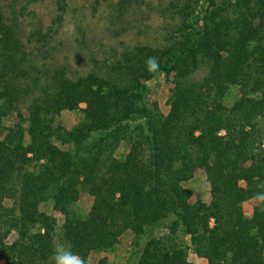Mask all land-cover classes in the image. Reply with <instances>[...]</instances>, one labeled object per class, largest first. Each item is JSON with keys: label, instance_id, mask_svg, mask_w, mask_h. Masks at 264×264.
Listing matches in <instances>:
<instances>
[{"label": "rangeland", "instance_id": "1", "mask_svg": "<svg viewBox=\"0 0 264 264\" xmlns=\"http://www.w3.org/2000/svg\"><path fill=\"white\" fill-rule=\"evenodd\" d=\"M57 4L58 0H0V109L5 110L0 115V139H3L5 130L9 128L16 134V125L19 124L22 138L20 150L23 152L24 148L27 157L35 155L39 148V135L31 137L27 132L29 121L34 123L35 133L39 129L45 132L43 138L47 143H51L58 151H70L71 155L75 148L73 140L86 146L103 134L100 130H85L88 120L82 111L86 106L84 98L75 99L71 107L57 100L55 90L59 88L60 80L69 82L92 72L118 88L138 94L149 108H156L165 115L169 111L171 98L177 97L181 88H214V75L211 74L214 70L210 67V57L197 55L195 66L190 65V57L175 65L164 53L177 50L182 43L186 45L193 32L199 30L203 22L199 10L202 12L206 7L216 9L215 22L208 21V27L221 18L229 20V24L225 22L227 25H217V32H221L222 36L219 41L223 40V32L236 37L237 31L240 29L244 32L243 27L248 25L256 30L257 34L246 40L247 58L244 59L243 55L239 69L235 72L237 76L231 81L222 79L219 85L222 94L217 99L228 108L227 113L232 112L231 105L241 97L257 99L252 109L255 118L252 121L256 128L252 137L247 136L253 157L248 155L239 164L244 170H240L235 177V190L244 187L245 191L250 190V194H253L245 195L246 198L243 197L241 201L242 215L249 221L244 226L252 227L241 234L245 236L244 242L253 248L259 260L261 256L264 264V228H259L260 223L252 219L251 215L252 210L264 200V160L257 159L264 157V96L261 95L262 100L260 96L264 90V56L259 54L260 50L251 52L254 47L264 46V0H63L62 10L57 8ZM213 36L217 37L215 34ZM141 46L149 51L137 49ZM217 53L221 64L219 71L222 72L223 63L229 57L225 49H219ZM260 57L262 62L258 59ZM162 65L166 70L162 69ZM241 76L245 88L241 85ZM94 89L90 87V90ZM210 93L212 95L214 91ZM133 98L126 97L118 101V105L129 104L134 101ZM104 101L110 104L113 99ZM242 128L248 130L249 125L245 123ZM226 132L225 127H219L216 134L223 137ZM118 140L106 147L103 145V148L111 151V158L121 161L129 152V144L123 143L120 138ZM84 153H80L83 154L81 160L90 167L89 162L93 159ZM38 162H42V158L25 161L10 172L11 176L3 183L7 190L3 192L1 204L5 207L11 205L17 212L19 207L25 208L23 201L29 202L28 211L32 210L30 203H33L32 213L35 212L32 215L35 219L25 221L24 235L29 236L37 231L43 233V226L51 228V250L47 255L49 264H53L55 245L64 242L70 250L72 243L75 244L67 235L75 237L72 229L75 220L87 218L94 201L97 206L93 211L99 216L97 222L103 218V221L109 222L114 218L115 225L111 232L118 230L121 220L128 218L134 211L138 212V208L133 205L120 218L109 216L106 210L108 205L104 209L107 194H113V199L121 195V191H111L106 183L118 179L122 190H127V187L132 186L133 182L130 181L134 177L130 176L129 181L123 175L130 169L127 168L123 173L121 167H112L113 171L118 170L119 173H103L107 159L105 164L99 166L96 175H93V183H100L94 187L84 179L85 171L82 174L77 165L63 177L52 179L54 175L42 172ZM247 171L251 178L244 177ZM178 183L186 191L185 200L188 204H208L209 182L201 168L196 167L191 176ZM142 185L146 186L144 193L149 192L148 183ZM149 204H145L146 209ZM101 209L106 211H103L105 215ZM167 214L169 216L161 221L145 225V232L138 237L130 228L120 227L111 243L106 246L83 247L81 255L70 252V258H82L84 264H138L139 257L145 255L151 247H148L147 241L151 235L159 238L161 244H170L173 249L179 248L185 264H207L209 260L212 264H238L237 260L241 264L250 251L241 253L242 247L239 246L238 251L243 256L237 259L234 255L239 253L233 254L232 245L223 244L225 247H221V244H217V248L213 249L211 244L205 243L207 238H204L198 244L203 251L198 253L194 241L191 242L190 234L184 231L183 226L169 230L167 226L171 222L170 214L173 213ZM260 218L262 222L264 216L260 215ZM206 222L210 228L222 225L220 231L213 233L217 235L215 237L221 236V230H234L235 225L239 226L234 219L230 224L225 221L217 224L212 217H208ZM249 235L253 239L246 238ZM16 237L18 233L14 229L0 226V240L3 244L10 245ZM164 245L158 246L162 249ZM11 248L14 250L10 249V253L0 257V264H19V260L21 264L25 258L30 257L31 264H44L43 259H39L36 247L29 250L27 255L22 254V248ZM147 258L150 260L149 255ZM146 260H143L144 263Z\"/></svg>", "mask_w": 264, "mask_h": 264}, {"label": "trees", "instance_id": "2", "mask_svg": "<svg viewBox=\"0 0 264 264\" xmlns=\"http://www.w3.org/2000/svg\"><path fill=\"white\" fill-rule=\"evenodd\" d=\"M57 8L63 9V0H58ZM215 11L216 9H209V7H206L202 12L199 10L203 21L199 30L193 32V36L187 40L186 45L182 43L175 51H164L165 55L169 56L175 65L190 57L192 59L190 65L195 66L197 55L210 57V67L214 70L211 72L214 75L212 81L214 88L212 90L211 88L199 90V87L194 89L181 88L177 92V97L171 98L169 111L163 115L156 108H149L143 99L139 98L138 94L118 88L106 78L89 72L85 77H79L69 82L60 80L58 82L59 88L55 90V93L58 101H64L70 107L74 105L75 99L84 98L86 106L82 111L88 120L85 130L103 132L91 143L84 146L80 141L73 140L75 148L72 155L69 153L70 151H58L43 138L45 132L39 129V132L35 133L34 123L29 121L27 132L31 137L39 135V148L35 151V155L27 157L24 148L23 152L20 150L22 138L19 124L16 125V134L11 128L5 130V136L0 139V226L11 227L18 233V237L8 246L0 240V257L13 251L14 249L11 247L22 248L23 255H27L29 250L36 247L39 259H43L44 264H49L47 255L51 250L49 234L51 228L49 230L43 226V233L37 231L35 234H29V236L24 235L25 221L35 219L33 216L35 211L32 213L33 203H30L32 210L29 209L30 211H28L29 202L23 201L25 208L21 206L17 212L13 206L5 207L1 204L3 192L7 190L3 183L8 176H11L10 172L17 167L19 168L25 161L40 157L42 162H38V164L42 168V172L46 175H54L52 179L63 177L73 166L77 165L82 174L85 171L86 177L84 179L93 184L94 187L100 183H93V175H96L99 166L105 164L107 159L108 162L103 173L110 171L111 174L114 172L118 174V170L113 171L112 167H121L123 173L127 168L130 169L123 175L129 181L130 176L134 177L130 181L133 182L132 186L127 187V190H122L118 179H112L106 183L111 191L118 189L121 191V195L113 199V194H107L104 209L108 205L106 210L109 216L122 218L125 210L135 205L138 212L134 211L128 218L121 220L119 228H130L136 237L145 232V225L153 224L154 221H161L169 216L167 213H173L175 215L170 214L172 215L170 216L171 222L167 227L169 230H174L175 226H183L184 231L190 234L191 242L194 241L195 251L198 253L203 251L198 244L207 238L205 243L211 244L213 249L217 248V244H221V247H225L223 244L232 245L233 254L239 253V255H234L237 259L243 256L240 252L246 253L247 250H250L247 254L248 258L245 255L246 258H243L241 264L263 263L261 256L259 260L257 253H254L253 248L244 242L245 236L242 237L241 234V232L244 233L247 229L252 228L251 225L249 228L244 226L249 221L241 212V201L251 191H245L244 187H238L235 190V177L239 175L240 170H244V167L239 166V164L241 165L242 161L248 158V155L253 157V149L247 136L252 137V132L256 128L253 122L255 118L252 115V109L257 99H242L241 97L235 103L233 102L232 108L230 107L232 112L229 113H227L228 108H225L217 99L222 94V88L219 86L221 81H231L237 76L238 73L235 72L239 69L243 55L244 59L247 58V38L257 33L248 24H244V26L248 25L243 27L244 32L239 29L236 37L223 32V40H221L222 42L219 41L222 36L221 32H217V25H227L225 22L229 24V20L221 18L219 22L208 27V21L215 22L214 18L217 15ZM213 34L217 37H214ZM137 49L149 51L144 46ZM219 49H225L229 57L223 63V71H226H222L223 73L219 71L221 66L220 57L217 53ZM257 50H260L259 54L264 56V46L254 47L251 52ZM258 59L262 62V57ZM161 67L166 70L163 65ZM241 79V85L245 88L246 84H244L242 76ZM90 87L95 89L90 90ZM212 91L214 93L211 95L210 92ZM261 95L264 96V90L260 93ZM0 96L2 97L1 94ZM129 96L134 97L133 102L118 105V101ZM108 98L113 99L110 104L104 101ZM10 103L11 101L8 105ZM4 111L0 109V115L4 114ZM245 123L249 125L248 130L242 128ZM219 127H225V131H227L223 137L216 134ZM195 130L197 133H194ZM106 131L107 133H105ZM116 134H118L117 137ZM118 138L123 143L129 144V152L121 161L111 158V151L103 148V145L106 147L108 144L119 142ZM15 149L17 150L15 151ZM80 153H84L93 159L89 162L90 167L81 160L83 154ZM257 159L264 160V157ZM110 161L112 162L110 163ZM196 167L203 170L209 182L208 204H188L185 200L186 191L178 183L181 179L191 176L192 170ZM74 171L77 175V169ZM243 175L247 179L251 178L248 171ZM143 183H148L149 192L144 193L143 190L146 186H143ZM262 192L264 193V190ZM147 203L151 204L146 209L145 204ZM96 206V201H94L90 209L91 215L89 214L87 218L82 220H75V225L72 227L75 237L72 238L67 235L69 240L75 241L76 244L75 246L72 243L69 250L71 253L79 255L83 247L87 248L91 245L106 246L112 242L113 235L119 231L118 228V230L111 232L115 225L113 223L114 218L110 219L109 222L103 221L104 218L97 222L99 216L93 211ZM104 209H101L103 215L106 213ZM251 215L252 219H256V222L260 223L259 228H264V220L261 222L260 218V215L264 216V200L252 210ZM208 217H212L217 224L223 223V221L230 224L234 219L240 227L235 225L237 228L234 227V230L233 228L221 230L219 232L221 236L215 237L217 235L213 233L220 231L222 225L213 228L208 227L206 222ZM39 224L45 225L44 222H39ZM194 232L197 234L194 235ZM210 237L211 240H209ZM247 237L252 238L250 235ZM18 238L20 241H17ZM147 241L148 247L153 246V250L150 247L145 255L140 256L138 264H185L182 251L179 248L173 249L170 244H161L159 238L152 235ZM246 241L249 243V240L246 239ZM158 245H164V247L161 249ZM239 246L242 247L240 252L238 251ZM148 255L150 260L147 258ZM144 259H147L145 263ZM30 261L31 257L25 258L21 264H31ZM237 263L240 264L238 260ZM66 264H76V261L69 257ZM207 264H212V262L209 260Z\"/></svg>", "mask_w": 264, "mask_h": 264}, {"label": "clouds", "instance_id": "3", "mask_svg": "<svg viewBox=\"0 0 264 264\" xmlns=\"http://www.w3.org/2000/svg\"><path fill=\"white\" fill-rule=\"evenodd\" d=\"M154 60L155 58H150ZM72 256L70 251L65 247V243H58L54 247L53 255H52V261L53 264H66V261L68 258ZM73 259L76 260V264H84V261L82 258L73 256Z\"/></svg>", "mask_w": 264, "mask_h": 264}]
</instances>
